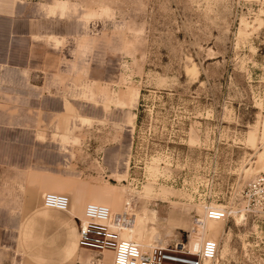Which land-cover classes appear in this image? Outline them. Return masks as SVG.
Here are the masks:
<instances>
[{
    "label": "rangeland",
    "instance_id": "374dc122",
    "mask_svg": "<svg viewBox=\"0 0 264 264\" xmlns=\"http://www.w3.org/2000/svg\"><path fill=\"white\" fill-rule=\"evenodd\" d=\"M0 11L37 30L0 51V264H112L79 246L78 219L45 208L47 192L81 218L95 199L120 204L145 248L197 253L210 238L194 228L213 221L211 264H264V210L242 214L241 197L264 173V0H0ZM210 207L237 212L211 220Z\"/></svg>",
    "mask_w": 264,
    "mask_h": 264
},
{
    "label": "built area",
    "instance_id": "2783aa9c",
    "mask_svg": "<svg viewBox=\"0 0 264 264\" xmlns=\"http://www.w3.org/2000/svg\"><path fill=\"white\" fill-rule=\"evenodd\" d=\"M241 197L246 203L242 214L264 210V173L250 181ZM42 205L68 211L71 199L63 193L47 192L43 195ZM236 212L229 208L210 207L206 215L208 219L224 220ZM128 224V219L115 213L109 205L89 202L83 217L78 218V244L82 249L99 254L111 252L112 264H211L217 259L219 243L214 239L205 240L197 253L184 244L175 249L145 248L134 239L125 237Z\"/></svg>",
    "mask_w": 264,
    "mask_h": 264
},
{
    "label": "crops",
    "instance_id": "0c3cea01",
    "mask_svg": "<svg viewBox=\"0 0 264 264\" xmlns=\"http://www.w3.org/2000/svg\"><path fill=\"white\" fill-rule=\"evenodd\" d=\"M36 34V26L31 19L18 18L11 13L0 11V51L7 46L12 48L18 43L29 46ZM81 210L75 211L70 208L65 212H69L75 220L81 218Z\"/></svg>",
    "mask_w": 264,
    "mask_h": 264
},
{
    "label": "bare ground",
    "instance_id": "6f19581e",
    "mask_svg": "<svg viewBox=\"0 0 264 264\" xmlns=\"http://www.w3.org/2000/svg\"><path fill=\"white\" fill-rule=\"evenodd\" d=\"M100 195H102V196H104V195L108 196L109 194H108V192H105L104 191V192H101ZM95 200H96L95 201L96 203H99V200L98 199H95ZM213 208H215V207H213ZM117 209H118V212H115L114 209H113V211L115 213H117V214L124 215V211H123V209H121L120 204L118 205V208ZM221 231H222V227L220 225L214 223L213 221H207L204 224V221L202 220L201 221V224H198L194 228V231H193V235L192 236H201V234L204 233L205 234V237L216 240L217 236L219 235V233H221ZM134 232H135V228L132 225H129L128 224L126 226V232L124 234L127 237H129L130 239H133ZM199 244H200V242H197L195 245L191 244V246L195 250L198 247Z\"/></svg>",
    "mask_w": 264,
    "mask_h": 264
}]
</instances>
